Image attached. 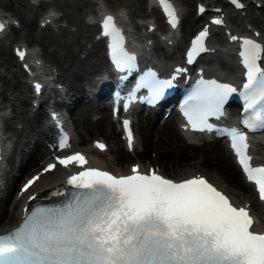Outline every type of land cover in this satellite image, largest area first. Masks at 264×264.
Listing matches in <instances>:
<instances>
[{
	"label": "snow or ice",
	"instance_id": "1",
	"mask_svg": "<svg viewBox=\"0 0 264 264\" xmlns=\"http://www.w3.org/2000/svg\"><path fill=\"white\" fill-rule=\"evenodd\" d=\"M231 2L237 8L244 7L240 0ZM160 3L171 26L177 27L179 17L170 0ZM199 12L203 14L205 8L201 6ZM212 23L222 25L224 21L217 18ZM102 30L111 38L116 67L133 68L136 57L127 51L113 16L105 17ZM209 34L205 27L194 38L189 62L207 51ZM231 39L240 40L245 82L238 90L228 83L199 81L184 109L193 130H211L209 119L222 117L229 97L238 91L246 114L242 123L248 129L264 128V44L247 37ZM18 55L24 59L25 52L18 51ZM171 86V80H161L153 72L140 84L150 90L149 102ZM124 128L131 150L134 137L129 121H124ZM220 131L230 138L247 180L264 201V166L252 165L247 135L238 128ZM68 146V138L64 137L59 147ZM96 147L106 149L99 141ZM56 159L65 168L75 164L83 170L68 177L70 191L53 193L65 196V200L35 207L26 212L19 227L0 234V264H264V232L253 229L250 211L237 207L205 176L176 181L158 169L143 172L139 164L132 166L131 174L114 175L99 168H85L88 161L80 152ZM56 166L49 164L43 171L50 172ZM39 179L40 175L32 177L22 191Z\"/></svg>",
	"mask_w": 264,
	"mask_h": 264
},
{
	"label": "bare ground",
	"instance_id": "2",
	"mask_svg": "<svg viewBox=\"0 0 264 264\" xmlns=\"http://www.w3.org/2000/svg\"><path fill=\"white\" fill-rule=\"evenodd\" d=\"M195 1L196 4L198 2H205L208 6H227L225 0H210L208 2L204 0H179L182 9L185 10V14L180 30L182 36H180L181 39L178 41L176 50L180 48L179 46L183 43L182 39L186 35L197 30L204 24V18H198L196 16V10L195 12L191 11V7H193ZM261 1L262 0H257L256 3ZM54 2L56 7L64 12L63 20L67 22V27L60 26L62 35L61 38H59L54 32H52V28L47 26L45 31L44 29L39 31L38 41H40V43L50 44L54 47L49 50L45 45L44 48L47 58H49L57 67L56 71L54 69L50 70H52L55 77H58L63 81L67 90L72 89L76 93H79L77 100L81 101L82 97L80 93L83 90V87L87 86V83L90 85V83H92L91 76L99 73L107 65L106 59L101 53V50L103 49L101 44L98 43L95 45V47L99 49L96 54L97 62L93 63L90 61L91 53L86 49V44L92 42L97 28L95 25L86 24L83 19L84 7L89 8L96 13V10L91 6L94 4V1L54 0ZM117 2L123 3L124 6L129 8V14L131 16H136L145 13V3L147 4L148 0H117ZM256 3H253V1H250L249 3L247 14L250 19L242 17L243 12H240V20L246 22L244 23L245 28L254 25L264 35V9H257ZM31 14L33 16L35 13ZM259 15H261V17H259ZM88 16L89 15H86V17ZM15 17L19 18V20L24 19L21 22L25 24V27H30L33 24V21L26 20L21 12L16 13ZM228 23L231 26L234 24L230 16H228ZM157 25L159 28L162 27V23L158 16ZM72 26H75L77 29L72 30ZM148 28L147 25L146 30H148ZM217 34H219L224 41L223 33L220 30ZM169 40L175 41L174 38H169L165 41V44H168ZM80 53L86 54V56L82 58L79 56ZM231 54L232 50L228 47L220 50L218 55L225 61H232ZM8 59V50L0 48V64ZM211 72L218 73L217 70H211ZM0 80L3 81V91H1L0 94L5 98L4 87H7L8 81L6 76L1 73ZM16 84L19 85V89H15L17 94L14 96V99H9V104L12 108L14 107L15 111V101L22 102L23 106L26 107L25 113L22 114L19 121V123L25 125L26 129L24 128L25 131L15 130L14 134L15 136H18L21 147H24V145L25 147H28L32 144L31 140H34L36 144L35 147L37 148V150H32V153L30 151L26 153L28 156L27 168L22 169L20 166V169L18 167L16 168L20 171L23 170L24 172H27L25 175H29L34 170V172L31 173L32 175L42 168L40 167V162L45 158L44 151H42L40 142L37 140L38 133H42L45 130L44 126L41 125L43 115L41 113L36 114L35 116L29 115L31 109L27 110L28 101L25 99L26 96L28 97L29 93V89H27L28 86L25 85L23 81H17ZM96 109L97 108H95L94 105L89 103L88 105L83 104L81 109H72V115L74 116L73 119L75 120L77 128L80 132H85L79 143L80 150L91 154L92 160L95 164H100L116 173L120 172L128 174L131 166L139 163L147 171L152 164L150 161L146 162L142 158L147 157L150 152H155L157 153V158L154 161L157 165L158 162L164 163L165 161H168L173 168L178 169L173 175H170L166 173L165 167L163 166L161 171L166 177L179 181L198 173H202L212 182L231 194L238 204L242 205L246 201L250 202L252 204V210L258 219L257 227L259 230L264 231V207L256 201L252 186L244 181L238 167L235 165L229 151L223 145L222 141L204 146L191 145L186 142L183 135L178 128H176L174 118H170L161 125H157L153 120H149V118L145 121L139 119L134 125L138 143L136 144L134 152L129 153L126 150L121 135L120 138L117 139L118 133L111 114H109L104 108H98L101 110L102 118L94 121L93 112H95ZM36 122L43 127L38 129L39 132L34 130ZM92 133L106 134L109 139L112 140L111 142L114 143V145L109 144L110 149L106 153L98 155L99 159L93 156V154H97V151L93 149L92 143L87 144V138ZM95 139L97 138H93L92 142ZM200 140L201 139H199V141ZM140 146H143V149H140ZM114 147L117 150L115 154L112 153ZM194 152H198L199 154L197 156L199 159L197 167L195 169L180 171L177 167L180 166L185 159L196 157L195 154H191ZM255 153L258 155L259 161L264 162V145L261 150H259V146H256ZM12 159H14V157ZM233 166H235V169ZM60 174L61 171H56L43 177L42 181L37 184L35 191L42 195L46 194L51 189L53 182H56ZM15 184L17 183L12 182L13 188H15ZM233 187H237L239 191L234 190ZM17 190L18 189H13L12 193L7 192V194H5L0 200V232L10 229L20 221L17 211L21 200L17 197ZM9 203L12 205L11 208L7 206Z\"/></svg>",
	"mask_w": 264,
	"mask_h": 264
},
{
	"label": "rangeland",
	"instance_id": "3",
	"mask_svg": "<svg viewBox=\"0 0 264 264\" xmlns=\"http://www.w3.org/2000/svg\"><path fill=\"white\" fill-rule=\"evenodd\" d=\"M50 2H51L50 7H53V8L56 9L57 7H56L54 1L50 0ZM102 2H103V4L106 7H110L111 9H119L121 6L125 7L123 3H119V2H117V0H102ZM195 3L193 5V7H191L192 12L194 11ZM0 7L5 9L6 11L10 12L13 15H15L16 13L21 12L22 16L26 20L33 21L32 26L23 28L18 33H16L15 35L10 36L5 43H0V46L2 48H6L8 50V57H9L8 60H6V61H4V62H2L0 64V73H3V74H5L7 76L8 85H7V88H6L7 89L6 93H7L8 98L13 99L14 98L13 94L17 93L15 91V89L18 90L19 89V85H15V79L12 77V73L10 72V71L14 70V67H15L14 63L16 62L15 58L12 55V51H11V48H10V43L26 42V43H28L30 45L37 44V45L41 46L42 48H45V45H46V47H48L49 50L53 49L54 47L52 45L46 44V43H41V45H40V41H38V36H39L38 24H37L36 20L34 19V17L31 14L32 12L27 9L26 0H0ZM84 12L86 14V13H91L92 11L90 9L84 7ZM59 13L62 14V12H60V11H59ZM72 28L75 29L76 27H72ZM55 31L58 32V29L55 30ZM57 36L59 38H61V34L60 33H58ZM80 55L82 57H84L83 54H80ZM44 59H45V61H47V63L50 66H52V67L55 66L54 63L50 59L47 58V56ZM95 60L96 59H94L92 57L90 61L94 62ZM20 80H22V79H20ZM23 110L24 109H23L22 104L20 105V102H17V112L15 114L17 119L20 120V118H21V116L23 114ZM16 125H18V122L15 123V126ZM19 126L20 127H23V126L25 127V125H23V123H21V125H19ZM96 136L103 137V138H106L107 140H109L106 137L105 134H102V135L94 134L92 136H88V141H89L88 143H90L93 138H96ZM109 141H111V140H109ZM17 152H18V154L20 153V155H18L19 156L18 160H20L21 158L24 157L25 153L21 149H17ZM196 153L197 152H195V155H196ZM156 157H157L156 153L155 152H151L146 157L145 160L146 161L150 160L153 165H156V163L154 162V159H156ZM193 160H196V158L192 159V157H191V159H185L184 161H186V162L183 161V165L181 166L180 170H182V169L185 170V169L191 167L190 162L193 163ZM158 164H160L159 167H161V168L163 166L162 164H164L165 171L168 174H173L174 168L170 167V163L169 162H164V163H161V162L159 163L158 162Z\"/></svg>",
	"mask_w": 264,
	"mask_h": 264
}]
</instances>
